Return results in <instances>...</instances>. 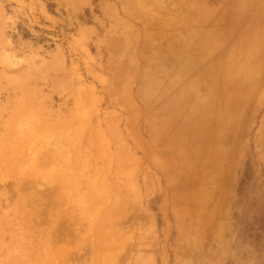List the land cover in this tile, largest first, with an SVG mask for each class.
Listing matches in <instances>:
<instances>
[{
  "label": "rangeland",
  "instance_id": "1",
  "mask_svg": "<svg viewBox=\"0 0 264 264\" xmlns=\"http://www.w3.org/2000/svg\"><path fill=\"white\" fill-rule=\"evenodd\" d=\"M0 264H264V0H0Z\"/></svg>",
  "mask_w": 264,
  "mask_h": 264
},
{
  "label": "bare ground",
  "instance_id": "2",
  "mask_svg": "<svg viewBox=\"0 0 264 264\" xmlns=\"http://www.w3.org/2000/svg\"><path fill=\"white\" fill-rule=\"evenodd\" d=\"M157 3H158V2H157ZM226 10H227V9H226ZM153 12H154V11H153ZM153 12H152V13H153ZM221 13H222V12H221ZM150 22H151V20H150ZM220 22H221V21H220ZM208 24H209V23H208ZM149 27H150V26H149ZM201 27H202V26H201ZM223 30H224V28H223ZM224 32H225V31H224ZM151 36H152V35H151ZM226 36H227V35H226ZM228 37H229V36H228ZM150 38H151V37H150ZM234 39H235V37H234ZM224 40H225V39H224ZM227 40H228V39H227ZM237 49H238V48H237ZM182 54H183V53H182ZM193 55H195V54H193ZM188 56H189V55H188ZM188 56L185 55V57H188ZM195 56H196V55H195ZM189 57H190V56H189ZM182 59H184V58H182ZM186 59H188V58H186ZM190 59H191V57H190ZM178 61H179V60H178ZM173 62H174V61H173ZM189 62H190V60H189ZM227 63H228V62H227ZM227 63H226V64H227ZM182 64H183V62H182ZM226 64H225V65H226ZM186 66H187V65H186ZM188 66L191 67L190 65H188ZM188 66H187V67H188ZM197 66H198V65H197ZM176 67H177V65H176ZM211 67H212V66H211ZM191 68H192V67H191ZM199 69H200V68H199ZM185 70H187V69H185ZM195 70H196V69H195ZM197 70H198V68H197ZM254 72H255V71H254ZM254 72H252V74H254ZM198 74H199V73H198ZM210 76H211V75H210ZM225 77H227V76H225ZM229 78H230V77H229ZM229 78H228V80H229ZM235 78H236V77H235ZM232 79H233V78H232ZM236 79H237V78H236ZM199 80H200V79H199ZM232 81H233V80H232ZM223 82H224V79H223ZM224 83H225V82H224ZM199 84H200V83H199ZM229 84H230V83H229ZM231 86L233 87V85H231ZM227 88H228V86L226 87V89H227ZM233 88H235V87H233ZM236 89H237V88H236ZM177 90H178V89H177ZM228 90H229V89H228ZM183 91H184V90H183ZM212 91H213V90H212ZM229 92H230V91H229ZM173 93H174V92H173ZM212 95H213V94H212ZM237 97H238V96H237ZM206 98H207V97H206ZM208 98H209V97H208ZM220 98H221V97H220ZM241 99H242V98H241ZM212 100H213V99H212ZM242 100H243V99H242ZM205 101H206V100H205ZM216 101H217V100H216ZM185 102H186V101H185ZM185 102H184V103H185ZM222 102H223V101H222ZM225 102H226V101H225ZM230 102H231V100H230ZM181 103H182V102H181ZM187 103H188V102H187ZM212 104H213V103H212ZM224 104H225V103H224ZM231 104H232V102H231ZM231 104H230V105H231ZM225 105H226V104H225ZM225 105H224V107H225ZM227 105H228V104H227ZM234 105H235V104H234ZM193 106H194V105H193ZM204 106H205V105H204ZM204 106H203V107H204ZM221 106H223L222 103H221L220 107H221ZM236 106H237V105H235V107H236ZM179 107H181V105H180ZM182 107H183V106H182ZM182 107H181L180 109H182ZM188 107H189V106H188ZM227 107H228V108H227ZM227 107L225 108V109L227 110V111H226V115H227V114H228V115L231 114V116H232V113L234 112V109H233V112L231 111V113H227V112H230V111L228 110V109H230L229 106H227ZM230 107H231V106H230ZM209 108L211 109V106H209ZM231 108H232V107H231ZM178 109H179V108H178ZM213 110H214V107H213ZM213 110H212V109L209 110L208 113L211 112V114H212V113H213ZM223 110H224V108H223ZM201 111H202V110H201ZM204 111H206V110H204ZM220 111L222 112V108H221ZM220 111H219V112H220ZM239 111H240V110H239ZM235 113H236V112H235ZM235 113H234V114H235ZM198 114H199V113H198ZM211 114H210V115H211ZM222 114L225 115V113H222ZM222 114H221V115L219 114V115L222 116ZM240 114H241V113H240ZM228 115H227V116H228ZM214 116H215V114H214ZM214 116H213V118H214ZM217 117H219V116H217ZM217 117H216V118H217ZM225 117H226V116H224V117H219V118H220V119H221V118H222V119H223V118L226 119ZM229 117H230V115H229ZM233 117H234V116H233ZM236 117H237V116H235V119H237ZM200 118H201V117H200ZM216 118H215V119H216ZM231 118H232V117H231ZM190 119H191V118H190ZM205 119H206V118H205ZM215 119H214V121H215ZM220 119L217 118V120H220ZM229 119H230V118H228L227 122L229 121ZM230 120H231V119H230ZM189 121H190V120H189ZM232 121H233V120H232ZM238 121H239V120H238ZM190 122H191V121H190ZM193 122H194V121H193ZM211 122H212V121H211ZM225 122H226V121H225ZM230 122H231V121H230ZM230 122H229V124H230ZM203 123H204V122H203ZM221 123L225 124L224 121H222V122L219 121V124H221ZM25 124H26V123H25ZM229 124H228V125H229ZM232 124L234 125L233 122H232ZM214 125H215V124H214ZM205 126H206V125H205ZM224 126H225V125H224ZM224 126H223V127H224ZM230 126H231V125H229V127H230ZM30 127H31V126H30ZM218 127H219V126H218ZM225 127H228V126L226 125ZM229 127H228V128H229ZM205 129H206V128H205ZM223 129H224V128H223ZM230 129H231V127H230ZM220 130H221V129H220ZM228 130H229V129H228ZM228 130L225 129L226 132H227ZM222 131H224V130H222ZM186 132H188V131H186ZM188 133H189V132H188ZM222 133H223V132H222ZM186 134H187V133H186ZM205 137H206V136H205ZM48 139H49V137H48ZM57 139L59 140V138H57ZM57 139H56V140H57ZM49 141H50V140H49ZM50 143H51V142H50ZM60 144H62V143H60ZM56 145H57V144H56ZM225 145H226V143H225ZM45 146H46V145H45ZM58 146H59V145H58ZM60 146H61V145H60ZM200 146H202V145H200ZM56 147H57V146H56ZM59 148H60V147H59ZM202 148H203V146H202ZM205 153H206V152H205ZM202 154H203V153H202ZM29 159H30V158H29ZM202 159H203V158H202ZM205 212H206V211H205Z\"/></svg>",
  "mask_w": 264,
  "mask_h": 264
}]
</instances>
